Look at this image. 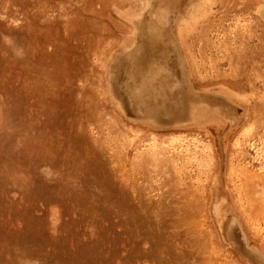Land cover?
I'll return each mask as SVG.
<instances>
[{"label":"rangeland","instance_id":"obj_1","mask_svg":"<svg viewBox=\"0 0 264 264\" xmlns=\"http://www.w3.org/2000/svg\"><path fill=\"white\" fill-rule=\"evenodd\" d=\"M251 1L197 0L195 6L202 4L203 8L198 12L197 16L194 15L193 10L188 9L186 14L190 16V21L186 25V29H182V27L180 30L175 28L180 26V24H173L174 26L172 24L162 25V28L171 29L166 35L172 40L171 44L167 45L166 42H163L160 48L153 47V50L151 45L149 48L145 47L148 50V54H146L148 57H141L140 65L158 68L160 75L157 80H161L160 85H163V83L170 85L166 87L170 88V93H174L178 86L180 88L191 87L195 91L191 99L193 101L197 100V102L200 101L199 105L209 104L210 102L209 109H213L216 102H224L232 107V111L224 115L223 127L221 128L220 126L218 131L216 128L210 132L198 129L191 130L188 127L178 128V125L160 121L157 125L155 124V128L160 129L162 132L152 136L146 128L143 132H140L135 130L136 128H129V124L141 123L145 127H151V121L143 119V114L147 110H142V108L144 105L148 108L153 106V104H158L159 109L167 110L168 105L165 103L169 99L165 100L160 92L155 94L150 89L145 92L136 90V81L130 75V68L126 67L127 56L124 55L125 58L120 60V64L126 62L123 64L122 69L124 70L125 68L121 88L126 96V101L128 100L131 106L128 110H125V113L119 108L110 107L105 99L111 98L112 90L110 87L112 85L108 82V72L106 73L100 69L99 62L100 57L105 59L109 47L118 43V38L122 37V32L125 29L120 27L119 24L121 26L126 25L129 29L128 33L131 28L132 33H130L129 37L135 38L136 23L133 19L141 22L152 15L151 8L141 9L143 0H104V4L108 5V8H105L104 4L101 1L98 2V0H0V208L3 210H0L2 212L0 213V222L2 221L0 227L4 226L0 228V246H4L0 247V264H28L29 262L30 264H68L67 256L72 251H79L82 246L93 243L96 246L98 245L99 249L103 247L102 249L105 250L102 254L103 258H105V254L107 257L111 255L114 264H121L123 258L130 259L131 264H203L204 261L200 260L210 256L211 253L225 254L226 256H222L226 259L224 260L225 263L241 264L219 242L216 235V226H214L213 219L215 220V216L213 217L212 215V209L216 202L222 200L220 186L222 175H225V179H227L229 172H234L239 168V164L246 163L244 161L247 160H254L253 164L264 174V11L261 12L260 10L264 0H253L250 8L245 3L243 4V2ZM155 3L158 4V7L161 3L164 7H168L171 5V0L155 1ZM185 3L186 0H179L174 3L173 10L168 7L166 13L168 15L167 22L171 23L174 20L175 15L183 9ZM237 6L240 7L238 8ZM243 6L245 8H241ZM117 7H120L123 16H117L119 14ZM153 12H155V7ZM87 23L90 25L87 26ZM174 23L177 24L176 21ZM232 30L236 31L232 32ZM93 39L96 40L94 41ZM97 41L98 44L95 45ZM126 42L119 45L111 54V58L109 57L108 62L105 63V66L108 63L109 71L111 68L110 64H112L111 60L117 51L124 48L126 54L133 52L134 46L128 42L126 44ZM87 45L89 47H86ZM163 47L166 49L170 47L172 54V58L165 63L162 60ZM85 48H88V50H84ZM79 51L81 53H77ZM87 51L90 52L92 59L94 53V55L98 56L95 58L97 64L92 65V63L87 62L88 67L84 64L89 60L86 55ZM83 52H85V55ZM74 58L75 60H73ZM71 60L74 64L73 62L71 63ZM162 61L163 66L159 64ZM105 66L101 65V68ZM86 69L87 71H85ZM137 78L140 79L141 76L138 74ZM96 88L102 93H98ZM209 88H213V90H208ZM218 88H221L222 91L214 90ZM102 89L103 91H101ZM174 97L177 102L182 99L178 95ZM118 100L117 102L120 104ZM171 101L173 102V99ZM97 107H101V109L99 108V110ZM217 109L216 111L219 112V108ZM185 117H189V114ZM136 118H138L137 121L140 123H137ZM250 123H253V125ZM166 130L173 131L167 132ZM262 133L263 135L260 138L259 136ZM248 138L251 139L249 140ZM111 149H114L113 151L115 152ZM109 156L112 160L110 162L113 163L112 166H110L111 163H109V166L106 165L108 164L106 161L109 162ZM115 156L118 158L116 157V159ZM104 158H108V160ZM133 158L139 161H134L136 162L134 164L132 162ZM119 161L122 163H119ZM101 163L103 164L101 165ZM118 164L121 165L117 166ZM132 164L135 165V169ZM137 164L139 166L142 165V167ZM109 167L111 171L113 170L112 172ZM118 167L122 168V170ZM138 167L141 170L136 171V169H139ZM103 168L106 169L104 170ZM145 169L149 172L145 171ZM103 171H105L106 176L101 174H104ZM124 171L130 172H126V174ZM121 173L126 175L123 174V176ZM135 173L139 178H137L138 176ZM118 174H121V176ZM199 174L201 175L200 177L198 176ZM107 175L111 179L106 178ZM149 175L153 177L151 178ZM167 175L176 179L168 181L170 177L168 176L167 178ZM179 175H181L182 180H177ZM192 175L197 178L192 177ZM156 176L157 178H154ZM114 177L120 179L122 177L124 182L120 179L116 180ZM141 177L145 179L143 180ZM164 177L166 178L164 179ZM102 180H104L103 184L101 183ZM184 180L186 181L184 182ZM134 181L139 182V185ZM179 181H181V185L176 184ZM191 181L193 185H191ZM113 182L115 184L118 182V185H116L120 187L114 186ZM128 182H134L135 184L133 183L132 185ZM171 182H173L172 185L176 186V189L173 188L174 185H170ZM124 183L126 184L124 185ZM185 183L189 186H184ZM110 185L114 186V188ZM147 186L153 187L149 189ZM259 186L262 185L258 184L255 192L250 189L251 196L249 194L247 196L251 199V197L254 198L258 195L255 200H251L256 201L253 202L255 207H259V209L256 208L255 210L259 214H263V207L259 205L261 202H263L261 205H264V194L261 192L263 187ZM178 187L182 189L177 191ZM128 188H133L132 192ZM137 188L141 189L137 190ZM184 189L190 195L193 193V196L196 194L198 196L201 194V196H199L200 198L198 196L195 198L191 195L190 198V195L187 196L186 194L188 193ZM152 190L154 191L152 192ZM195 190L199 192H195ZM125 191L130 193H125ZM170 191L171 194L169 193ZM257 191H259L258 194H256ZM177 192H180L179 194H182V196L180 195L181 197H179ZM150 193L154 194L150 196ZM172 194L173 196H169ZM122 195H124L126 200L123 199ZM184 195L188 198H185ZM228 195L234 210L237 212L238 208L235 207V203L233 204L237 200L236 194L228 193ZM144 196L145 201L144 199L143 201L149 206H145L142 201ZM177 196L182 199L176 201L177 198L174 197ZM192 197L194 199L186 203ZM167 198L169 199L167 200ZM261 198L263 200L260 202ZM184 199L186 201H183ZM11 200L13 203H11ZM195 200L196 203H199L196 204ZM8 202H10V205ZM78 202L80 205H78ZM133 202L139 203V206L136 203L133 205ZM182 203H186L188 206L182 205ZM190 203L192 206L189 205ZM5 204H8L9 207ZM198 204H200L199 208L203 207V209H200L203 212L200 216L198 206L195 207ZM142 205L147 207V209L142 207ZM177 205H181V207L178 208ZM189 206L191 208L194 206L195 209H193L196 211L194 212L193 209L190 211L191 208ZM149 207L150 209L153 208L152 211L148 210ZM261 208L262 210H260ZM6 209L9 212H6ZM65 209L68 210L65 211ZM133 209L136 213L133 212ZM23 210L25 214L20 212ZM95 210H97L96 213H94ZM172 210L173 213H171ZM148 211L149 213H147ZM192 211L194 212L193 214ZM118 212L120 213L118 214ZM126 212L129 213L128 216ZM139 212L144 213L147 217ZM253 212L255 211L253 210ZM118 216L119 218H117ZM135 216L139 217L138 219H143L146 223H149L146 219L152 220V222L154 219L155 228L159 231L160 238L151 240L145 235L142 238L141 235L135 232L131 234L128 230L130 225L128 221ZM239 216L241 218V215ZM13 217L16 219L14 220ZM103 217L105 218L104 220ZM2 223L3 226H1ZM146 225L144 227H147ZM179 225L184 226L180 227ZM186 225H189V227ZM24 226H26V229ZM176 226H179L180 229ZM21 227L24 228L22 229ZM185 227L187 228L186 231ZM44 228L49 231H45ZM7 229L9 230L7 231ZM74 230H77V232ZM160 230L162 231L160 232ZM195 230L197 233L200 230L201 232L203 231V233L200 232L203 236L206 234L211 236L206 239L207 236H199L200 234H197ZM10 232L12 233L11 235ZM99 233L102 239L98 235ZM209 233L211 234L208 235ZM122 234L124 235L123 237ZM192 234H195V236ZM8 235L11 237H8ZM13 235L15 236L13 237ZM66 238L70 239L67 240ZM149 240L151 241L148 242ZM158 240H161L160 243H158ZM202 240L206 241L205 246ZM140 241L144 247H142ZM151 242L155 244L153 245ZM200 245H203L201 247L204 248H201ZM132 247L137 248V250L134 248V253H132ZM193 248L196 249L193 250L194 252L196 251L195 253L192 251ZM205 248H207L206 251L204 250ZM31 250L32 252H30ZM114 250L119 251L116 253ZM120 250L123 251L120 252ZM125 250L127 253H125ZM202 250L205 251H203V258L200 257L203 256ZM36 253L37 255H35ZM122 255H124L123 258ZM159 255L160 258L158 257ZM8 257L10 258L8 259ZM29 258H32V261ZM136 258L138 259L134 260Z\"/></svg>","mask_w":264,"mask_h":264},{"label":"bare ground","instance_id":"obj_2","mask_svg":"<svg viewBox=\"0 0 264 264\" xmlns=\"http://www.w3.org/2000/svg\"><path fill=\"white\" fill-rule=\"evenodd\" d=\"M102 2L103 4H104V0H98V2ZM155 1H157V2H163L164 0H155ZM155 1L154 0H143V6H142V10H146L148 7L149 8H151V16H149V18L146 20H142L141 22L140 21H137V20H135V19H133V21L136 23V25H135V28H136V30H135V38H132L131 36L129 37V35H130V33H132V31H131V28H130V32L128 33V31H129V29H128V27L126 26V25H124V26H121L120 24H119V26L120 27H122L123 29H125V31L124 32H122L123 34H122V37L121 38H118L119 40H118V43H115V44H112L110 47H109V50H108V53L105 55V59H104V57H100V59H99V62H100V69L102 70V71H105L106 73L108 72V75H109V83H110V85H112L110 88H111V90H112V95H111V98L110 99H105V100H107V103H108V105L110 106V107H116V108H119V109H121L124 113H125V110H128L129 109V107L131 106V103L130 102H128V100L126 101V96L124 95V93H123V90H122V85H121V82L123 83V80H122V76H123V73H124V71H125V68H124V70H122L123 69V64H125L126 62V67H129L130 68V75L132 76V77H134V79H135V81H136V85H135V89L136 90H138L139 92H145L146 90H148V89H150V90H153V92L156 94L157 92H160L162 95L161 96H163L164 98H165V100L166 99H169V101H167L166 100V105H168V109L167 110H162V109H159L158 108V104H153V106H149L148 108H146L145 107V105H144V107L142 108V110H147V112H145L144 114H143V119H149L150 121H151V123H152V126H153V128H152V126L151 127H145V126H143L139 121H137V119L138 118H136L135 120L137 121V123H140V124H136V123H131V124H129L130 125V127L129 128H132V129H135V130H138V131H140V132H143V130H145V128L148 130V132L150 133V134H152V136H156L155 134H159V133H161L162 131L160 130V129H157V128H155L156 126H155V124L157 125V123L158 122H160V121H162V122H165V123H172V124H175L178 128H182V127H185V128H187L188 127V129H198V130H200V131H204V132H210L211 130H213V129H215L216 128V130L218 131V129L220 128V126H221V128L223 127L222 126V124H224L223 123V121H224V115L226 114V113H230L231 111H232V107L231 106H228V105H226V103H224V102H216L215 103V105H214V108L213 109H209L210 108V102H209V104H198L199 102H197V100L196 101H193L192 99H191V97L192 96H194V94H195V91L193 90V88H191V87H189V88H180L179 86H178V89H176V91L174 92V93H170L171 92V90H170V88H166V87H169L170 85H165L164 83H163V85H160L161 84V80L159 81V80H157V78H158V76L160 75V73H159V69L158 68H153L152 66H148V67H143L142 65H140V58L141 57H144V56H146V57H148L146 54H148L147 52H148V50H147V48H145V47H148L149 48V46L151 45L152 46V50H153V47H155V48H160L162 45H163V42H166L167 43V45H169V44H171L172 43V40L170 39V38H168L166 35L168 34V32H170L171 31V29L170 28H162V25H164V24H174V25H178V24H180V26H178V27H175L176 29L177 28H179V30H180V28L182 27V29H186L187 27H186V25L189 23V21H190V19H189V17L190 16H188L186 13H187V11H188V9L189 10H193V12H194V15L195 16H197V14H198V12L203 8V5L202 4H199L198 6H195V4H196V2H197V0H189V1H187L186 0V3H185V5H184V7H183V9H181L180 11H178V13L175 15V17H174V20H172L171 21V23L170 22H167V20H168V15H166V13H167V9H168V7H170V10H173L174 9V7H173V5H174V3L176 2V1H179V0H171V5L170 6H168V7H164L163 5H162V3L160 4V6L158 7V4H156L155 3ZM246 4L249 8L251 7V5L253 4V0L251 1V2H243V4ZM156 4V5H155ZM245 5V7H247ZM104 6H105V8H108V5H106V4H104ZM122 6V5H121ZM155 7V12H153V8ZM191 7H193V8H191ZM238 8L240 7V6H237ZM244 6L243 7H241V8H245ZM261 7V12H263L264 11V4L263 5H261L260 6ZM117 10H118V12H119V14H117V16H119V15H122L121 14V11H120V7H117ZM169 10V11H170ZM92 11V10H91ZM93 12V11H92ZM264 15V14H263ZM123 16V15H122ZM139 16V15H138ZM142 16V15H141ZM133 17H135V16H133ZM121 18V17H120ZM89 19V18H88ZM87 20V19H86ZM123 21V20H122ZM174 21H176V23L177 24H175L174 23ZM88 22V21H87ZM120 22H121V20H120ZM119 23V22H118ZM123 23V22H122ZM85 24H86V22H85ZM238 24V23H237ZM242 24H245V23H242ZM247 24V23H246ZM88 25H90L89 23H87V26ZM123 25V24H122ZM173 25V26H174ZM86 28V27H85ZM219 29V28H218ZM218 29H216L217 31H219ZM236 29H237V27H236ZM86 30V29H85ZM80 31H82V30H80ZM87 31V30H86ZM85 31V32H86ZM236 31V30H235ZM235 31H233L232 30V32H235ZM82 33V32H81ZM217 33H219V32H217ZM90 34V33H89ZM92 35V34H91ZM171 35V34H170ZM169 35V36H170ZM223 35V34H222ZM77 36V35H76ZM75 36V37H76ZM78 36H79V34H78ZM78 36H77V38H78ZM93 36V35H92ZM91 36V37H92ZM83 37H85V36H83ZM94 37V36H93ZM172 37H173V35H172ZM90 38V37H89ZM76 39V38H75ZM82 39V38H81ZM77 40V39H76ZM80 40V39H79ZM94 40V39H93ZM96 40V39H95ZM94 40V41H95ZM236 40V39H235ZM83 41H84V39H83ZM88 41H91V40H88ZM128 42V43H130L132 46H134V49H133V52L132 53H125V49L123 48V49H121V50H119V51H117L115 54H114V57H113V59L111 60L112 61V64H110L111 65V68H110V71L108 70V63H107V65L105 66V63L106 62H108V59H109V57L110 56H112L111 54L115 51V49L119 46V45H122V43L123 42ZM127 42H126V44H127ZM226 42V41H225ZM69 43V42H68ZM90 43V42H89ZM94 43V42H93ZM87 44V43H86ZM98 44V41H97V43L95 44V45H97ZM110 44V43H109ZM77 45H78V43H77ZM82 45H83V43H82ZM91 45H92V43H91ZM90 45V46H91ZM239 45V44H238ZM84 46V45H83ZM72 47V46H71ZM86 47H89L88 45L86 46ZM93 47V46H92ZM171 47V46H170ZM169 47V49H166L165 47H163L162 48V55H163V61H164V63L165 62H167L169 59H171L172 58V54H171V48ZM74 48V47H73ZM84 48V47H83ZM69 49V48H68ZM127 49H128V47H127ZM131 49V48H130ZM79 50V49H78ZM84 50H88V48H85ZM83 50V51H84ZM237 50V49H236ZM71 51V50H70ZM77 53H81V51H79V52H77ZM84 53V55H85V52H83ZM92 53V52H91ZM143 53V54H142ZM151 53V52H150ZM75 54V53H74ZM73 54V55H74ZM93 54V53H92ZM95 54V53H94ZM93 54V59H92V57H91V54H90V52L89 51H87V58H89V60L88 59H86V60H88V61H83V62H85L84 64H86V66H87V62H90V64L92 63V65H94V64H97V60H95V58H97L98 56L97 55H94ZM68 55V54H67ZM124 55H126L127 57H126V62L125 63H123V64H120L121 62H120V60H121V58H125V56ZM124 56V57H123ZM111 58V57H110ZM82 59V58H81ZM73 60H75V58L73 59ZM67 61V60H66ZM163 61L162 62H160L159 64L161 65V66H163ZM68 62V61H67ZM73 61L71 60V63H72ZM82 62V61H81ZM156 62V61H155ZM154 62V63H155ZM185 62H187V61H185ZM111 63V62H110ZM68 64V63H67ZM70 64V63H69ZM73 64H74V62H73ZM78 64V63H77ZM80 64V63H79ZM145 64V63H144ZM76 65V64H75ZM101 65L102 66H105L104 68H101ZM73 66V65H72ZM70 67H71V64H70ZM69 67V68H70ZM76 67V66H75ZM78 67V66H77ZM88 67V66H87ZM92 68V67H91ZM84 69H85V67H84ZM79 70V69H78ZM219 70V69H218ZM72 71V70H71ZM75 71H76V69H75ZM85 71H87V69L85 70ZM73 72V71H72ZM79 72H81V71H79ZM74 73V72H73ZM81 74V73H80ZM138 74L141 76V78L139 79V78H137V76H138ZM76 75V74H75ZM83 76V75H82ZM82 76H80V77H82ZM85 77V76H84ZM87 78H88V76H87ZM95 79V78H94ZM204 79V78H203ZM98 80V79H97ZM93 82V81H92ZM138 82V83H137ZM99 83V82H98ZM190 83V82H189ZM98 85V84H97ZM99 86V85H98ZM97 86V87H98ZM220 86H223V85H220ZM216 87H218V86H216ZM215 87V88H216ZM99 88V87H98ZM228 88V87H227ZM84 89V88H83ZM87 89V88H86ZM91 89V88H90ZM90 89H88V90H90ZM97 89V88H96ZM108 90H109V86H108ZM208 90H213V88L212 89H208ZM214 90H221V88H218V89H214ZM225 90H227V89H225ZM224 90V91H225ZM230 90V89H229ZM69 91V90H68ZM86 91V90H85ZM101 91H103V89L101 90ZM110 91V90H109ZM222 91V90H221ZM87 92V91H86ZM88 92H90V91H88ZM97 92L98 93H102V92H99L98 91V89H97ZM168 92V93H167ZM230 92V91H229ZM228 92V93H229ZM232 92V91H231ZM90 93H93V92H90ZM97 93V94H98ZM233 93V92H232ZM229 94H231V93H229ZM98 95H100V94H98ZM175 95H178L179 97H181L182 99H181V101L180 102H177L176 100H175ZM234 96V95H233ZM103 98V97H102ZM232 98H234V97H232ZM100 99V98H99ZM119 99V100H118ZM171 99H173V102L171 101ZM229 99V98H228ZM117 100L120 102V104L117 102ZM99 101H101V100H99ZM97 102V101H96ZM106 102V101H105ZM206 103H208V102H206ZM106 104V103H105ZM164 103H163V105H165ZM98 105V104H97ZM101 105V104H100ZM238 105V104H237ZM208 106V107H207ZM102 107V106H101ZM101 107H97L98 109L100 108L101 109ZM217 108H219V112H217L216 110H218ZM99 109V110H100ZM102 109H104V108H102ZM189 114V117H185L186 115H188ZM161 117H163V119H161ZM245 118H246V114H245ZM264 120V119H263ZM262 120V121H263ZM125 121V120H124ZM188 121V122H187ZM126 122V121H125ZM126 124L128 125V123L126 122ZM171 124V125H172ZM250 124H252L253 125V123H250ZM249 124V125H250ZM170 125V126H171ZM252 125H250V126H252ZM163 126H165V125H163ZM172 126H174V125H172ZM254 127V126H253ZM250 130V129H249ZM254 130V129H253ZM252 130V131H253ZM167 131V130H166ZM165 131V132H166ZM173 130H169V131H167V132H172ZM263 131H264V129H263ZM147 132V131H146ZM250 133V132H249ZM85 134H86V132H85ZM88 134V133H87ZM263 135V133L262 134H260V138H261V136ZM252 138V137H251ZM251 138H248L249 140L251 139ZM243 143V142H242ZM137 145V144H136ZM135 146V145H134ZM138 146V145H137ZM135 148V147H134ZM138 148V147H137ZM241 148V147H240ZM112 151L114 150V149H111ZM138 150H141V149H138ZM93 151H95V150H93ZM110 151V150H109ZM127 151V150H126ZM125 151V152H126ZM136 151V150H135ZM243 151V150H242ZM97 152V151H96ZM111 152V151H110ZM109 152V153H110ZM113 152H115V151H113ZM139 152H141V151H139ZM102 153V152H101ZM95 154V153H94ZM97 154H98V152H97ZM124 154V153H123ZM135 154H137V153H135ZM102 155V154H101ZM112 155H113V153H112ZM119 155V154H118ZM127 155V154H126ZM95 156H96V154H95ZM120 156H122V155H120ZM136 156H138V155H136ZM99 157V156H98ZM117 156H115V158H116ZM94 158V157H93ZM109 158H110V156H109ZM118 158V157H117ZM116 158V159H117ZM90 159V158H89ZM97 159H99V158H97ZM105 160H108V158L106 159V158H104ZM103 159V160H104ZM126 159H127V157H126ZM125 159V160H126ZM136 158H133V161L132 162H134V161H139L138 159L137 160H135ZM236 159V158H235ZM254 159H256V158H254ZM100 160V159H99ZM102 160V159H101ZM110 160H111V158L109 159V162H107L106 161V163H108V164H106L107 166H109V163H111L110 162ZM131 160V159H130ZM243 160H244V158H243ZM264 160V159H263ZM112 161V160H111ZM118 161V160H117ZM122 161V160H121ZM232 161H234L233 159H232ZM239 161V160H238ZM237 161V162H238ZM254 161V160H253ZM253 161H249V160H247V161H244V162H246V163H243V164H239V168L238 169H236L235 170V168H234V172H229V174H228V176H227V179H225V175H222L223 176V178H221L220 179V186H221V190H222V200L221 201H219V202H216L214 205H213V209H212V215H213V217L215 216V220L213 219V221H214V226H216V230H217V233H216V235L218 236V240H219V242L220 243H222L224 246H225V249H228L229 250V252H230V254H231V256H234V257H236L237 258V260H239V262L241 263V264H264V213L263 214H259L258 213V211H256L255 209L256 208H258L259 209V207L258 206H256L255 207V203H253V202H256V201H252L251 199H253V200H255V198L256 197H258V195H256V197H254V198H252L251 197V199L247 196V194H249L250 195V193L251 192H249V190L251 189V190H254V191H252V192H255L256 191V189L258 188L257 186H258V184H261L262 186H259V187H263L262 188V190H261V192H263V194H264V174L263 173H261L262 171H260V170H258V168L256 167V165L255 164H253ZM259 161V160H258ZM97 162H99V161H97ZM241 162H243V161H241ZM119 163H122V162H120L119 161ZM140 163V162H139ZM37 164V163H36ZM103 163H101V165H102ZM112 164L113 163H111V165L110 166H112ZM117 164V163H116ZM134 164H136V162H134ZM134 164H132L133 165V167L135 166ZM141 164V163H140ZM236 164H238V163H236ZM105 165V166H106ZM121 164H118L117 166H120ZM138 165V164H137ZM104 166V167H105ZM139 166V165H138ZM235 166V165H234ZM113 167H116V166H113ZM139 167H142V165L141 166H139ZM138 167V168H139ZM199 167V166H198ZM110 168V167H109ZM118 168H120V167H118ZM127 168H130V167H127ZM143 168H144V166H143ZM233 168V167H232ZM237 168V167H236ZM262 168V167H261ZM264 168V167H263ZM102 169V168H101ZM104 170L106 169V168H103ZM121 170H122V168H120ZM119 169V170H120ZM132 169V168H131ZM134 169H135V167H134ZM180 169V168H179ZM179 169H178V171H179ZM123 170H126V169H123ZM127 170H129V169H127ZM138 170H141V168H139V169H136V171H138ZM147 169H145V171H146ZM209 170V169H208ZM110 171H111V168H110ZM113 171V170H112ZM111 171V172H112ZM118 171V170H117ZM132 171V170H131ZM144 171V170H143ZM148 171V170H147ZM183 171H185V170H183ZM207 171V170H206ZM233 171V170H232ZM101 172V171H100ZM104 172V174L103 173H101L102 175H104V176H106L105 175V171H103ZM114 172H115V170H114ZM119 172V171H118ZM121 172H123V171H121ZM126 172H130V171H126ZM125 171H124V173H126ZM134 172H135V170H134ZM149 172V171H148ZM201 172H202V170H201ZM123 173V174H124ZM138 173V172H137ZM144 173V172H143ZM158 173V172H157ZM179 173V172H178ZM189 173V172H188ZM113 174V173H112ZM117 174V173H116ZM122 174V173H121ZM121 174L119 175V176H121ZM122 174V175H123ZM127 174V173H126ZM126 174H124V175H126ZM134 174V173H133ZM136 174V173H135ZM141 174V173H140ZM189 174H191V173H189ZM123 175V176H124ZM129 175V174H128ZM137 175V174H136ZM143 175V174H142ZM145 176H147L146 174H144ZM157 175V174H156ZM159 175V174H158ZM181 175H183V173H181ZM181 175H179V179L177 178V180H182V177H181ZM111 177H113L112 175H110ZM138 176V175H137ZM159 176H162V175H159ZM168 176L170 177V179L168 178ZM187 176H188V174H187ZM199 177L201 176L200 174L198 175ZM44 177V176H43ZM118 177V176H117ZM128 177V176H127ZM130 177H132V176H130ZM149 177H151L150 175H149ZM153 177V176H152ZM151 177V178H152ZM192 177H194V178H197L196 176H193L192 175ZM106 178H109L108 177V175H107V177ZM114 178H116V177H114ZM137 178H139V176L137 177ZM147 178H148V176H147ZM154 178H157V176L156 177H154ZM163 178V177H162ZM162 178H159V179H162ZM166 177H164V179H165ZM167 178H168V181L169 180H171L172 179V181H173V179H176V178H171V176L170 175H167ZM188 178V177H187ZM109 179H111V178H109ZM117 179H120V178H116V180ZM130 179H132V178H130ZM141 179H145V178H143V177H141ZM140 179V180H141ZM189 179V178H188ZM199 180L200 179H202V178H198ZM197 179V180H198ZM216 179V178H215ZM115 180V179H114ZM113 180V181H114ZM120 180H122V177H121V179ZM124 180H126L125 178H124ZM139 180V179H138ZM151 181H154V180H152V179H150ZM157 180V179H156ZM163 180V179H162ZM161 180V181H162ZM198 180V181H199ZM203 180V179H202ZM123 181V180H122ZM121 181V182H122ZM130 181V180H129ZM137 181V180H136ZM136 181H134L136 184H138ZM168 181H164V182H168ZM176 181V180H175ZM186 180H184V182H185ZM193 181V180H192ZM191 181V182H192ZM194 181H195V179H194ZM216 181V180H215ZM103 182H104V180H102V184H103ZM110 182V181H109ZM116 182V181H115ZM119 182V181H118ZM117 182V183H118ZM124 182V181H123ZM123 182H122V184H123ZM127 182V181H126ZM133 182V183H134ZM141 182H142V180H141ZM157 182V181H156ZM177 182V181H176ZM184 182H182V183H184ZM190 182V181H189ZM188 182V183H189ZM206 182V181H205ZM72 183V182H71ZM88 183H89V181H88ZM114 183V182H113ZM116 183V184H117ZM120 183V182H119ZM129 183V182H128ZM127 183V184H128ZM133 183H129V184H132L133 185ZM134 183V184H135ZM145 183V182H144ZM159 183H161L160 181H159ZM172 183L173 182H171L170 183V185L171 186H173L172 185ZM181 183V181H179V183H176L177 185H181L180 184ZM199 183V182H198ZM213 183H215V182H213ZM47 184H51V183H47ZM56 184H57V182H56ZM115 184V183H114ZM114 185V186H117V185ZM126 183H124V185H125ZM146 184V183H145ZM149 184V183H148ZM154 184H156L155 182H154ZM167 184H169V183H167ZM60 185V184H59ZM62 185V184H61ZM76 185V184H75ZM95 185V184H94ZM139 185V184H138ZM141 185V184H140ZM152 185V184H151ZM151 185H148V186H151ZM157 185V184H156ZM155 185V186H156ZM160 185V184H159ZM185 185H187L186 183L184 184V186ZM191 185H193V182H192V184ZM52 186H54L53 184H52ZM110 186H112V185H110ZM114 186H112L113 188H114ZM123 186V185H122ZM130 186V185H129ZM128 186V187H129ZM141 186H144L143 184L141 185ZM147 186V187H148ZM161 186H162V184H161ZM187 186H189V185H187ZM213 186V185H212ZM211 186V187H212ZM62 187H64V186H62ZM102 187V186H101ZM118 187V186H117ZM116 187V188H117ZM120 187V186H119ZM118 187V188H119ZM134 187V186H133ZM153 187V186H152ZM152 187H148L149 189H152ZM157 187V186H156ZM155 187V188H156ZM164 187H165V183H164ZM182 187V186H181ZM192 187V186H191ZM112 188V189H113ZM143 188V187H142ZM168 188V187H167ZM170 188V187H169ZM173 188H175L176 189V186L174 185L173 186ZM185 188V187H184ZM190 188V187H189ZM199 188H201V187H199ZM198 188V189H199ZM213 188V187H212ZM215 188V187H214ZM55 189H56V187H55ZM98 189V188H97ZM122 189L123 190H125L123 187H122ZM133 189V188H132ZM131 188H128V190H132ZM135 189V188H134ZM139 189H141V188H139ZM138 188H137V190H139ZM154 189V188H153ZM156 189H158V188H156ZM155 189V190H156ZM170 189H172V188H170ZM182 188H179L178 187V189H177V191H180ZM186 189V188H185ZM184 189V190H185ZM260 189V188H259ZM11 190V189H10ZM47 190V189H46ZM110 190V189H109ZM108 190V191H109ZM121 190V189H120ZM119 190V191H120ZM159 190H161V189H159ZM164 190V189H163ZM173 190V189H172ZM171 190V191H172ZM202 190H204L203 188H202ZM214 190V189H213ZM250 190V191H251ZM67 191V190H66ZM127 191V190H126ZM125 191V193H130V192H126ZM141 191V190H140ZM143 191H144V189H143ZM142 191V192H143ZM149 191V190H148ZM148 191H146V192H148ZM154 190H152V192H153ZM168 191H169V189H168ZM171 191L169 192L170 194H171ZM185 191H187V190H185ZM196 191H198V190H195V192ZM216 191V190H215ZM121 192V191H120ZM132 192V191H131ZM133 192H136V191H133ZM157 192V191H156ZM191 193H192V191H190ZM194 192V193H195ZM199 192V191H198ZM201 192V191H200ZM211 192V191H210ZM4 193V192H3ZM7 193V192H6ZM107 193H109V192H107ZM158 193V192H157ZM168 193V192H167ZM168 193V194H169ZM178 193V192H177ZM177 193H176V195H177ZM180 193V192H179ZM178 193V194H179ZM181 193H183V194H185L184 192H181ZM187 193H188V191H187ZM204 193V192H203ZM213 193H215V192H213ZM228 193L230 194V193H232V194H236V196H237V200H236V202H233V204L235 205V207L236 208H238V211L236 212L235 210H234V208H233V206H232V204H231V201H230V198H229V195H228ZM259 193V191H257V193L256 194H258ZM101 194V193H100ZM102 194H104V193H102ZM121 194H122V192H121ZM128 194H127V196H128ZM132 194V193H131ZM144 194H145V192H144ZM151 194V193H150ZM154 194V193H153ZM153 194H151L150 196H152ZM159 194V193H158ZM165 194V193H164ZM174 194V193H173ZM173 194L172 195H169V196H173ZM193 194V193H192ZM191 194V195H192ZM261 194V193H260ZM4 195V194H3ZM106 195V194H105ZM135 195V194H134ZM148 195V194H147ZM182 196V194H179V197H181ZM187 196L188 195H190V193H188V194H186ZM191 195H190V198H191ZM194 195V194H193ZM192 195V196H193ZM254 195V194H253ZM262 195V194H261ZM260 195V196H261ZM8 196H10L9 194H8ZM23 196V195H22ZM109 196H110V194H109ZM126 196V197H127ZM138 196V195H137ZM157 196V195H156ZM160 196V195H159ZM185 196V195H184ZM183 196V197H184ZM187 196H185V198H188ZM196 196H198L197 194L195 195V196H193V197H195L196 198ZM199 196H201V194L199 195ZM198 196V197H199ZM251 196V195H250ZM255 196V195H254ZM264 196V195H263ZM122 197H123V199H125L126 200V198H124V195H122ZM129 198H130V196H128ZM132 197V196H131ZM141 197V196H140ZM147 197V196H146ZM161 197V196H160ZM178 196L177 197H174V198H177V200L176 201H178V199H182V198H179ZM192 197V199H188V201H186L185 199L183 200V201H186V203H188L189 201L191 202V200H193L194 198ZM197 197V198H198ZM203 197V196H202ZM9 198V197H8ZM14 198V197H13ZM23 198V197H22ZM66 198V197H65ZM153 199H154V197H152ZM170 198V197H169ZM169 198H167V200L169 199ZM173 198V199H174ZM200 198V197H199ZM134 199H135V197H134ZM137 199H138V197H137ZM136 199V200H137ZM143 199H144V201H145V196L142 198V201H143ZM160 199V198H159ZM202 199V198H201ZM200 199V200H201ZM15 200V199H14ZM23 200V199H22ZM56 200V199H55ZM139 200H141V199H139ZM138 200V201H139ZM158 200V199H157ZM197 200V199H196ZM196 200L194 201L195 203H196ZM263 199L261 198V200H260V202L262 201ZM1 201V200H0ZM10 201V200H9ZM17 201V200H16ZM41 202H42V200H40ZM81 201V200H80ZM128 201H130V200H128ZM137 201V202H138ZM143 201V202H144ZM154 201V200H153ZM182 201V200H181ZM182 201V202H183ZM203 201H204V199H203ZM216 201V200H215ZM258 201V200H257ZM264 201V200H263ZM18 202V201H17ZM23 202V201H22ZM56 202V201H55ZM55 202H54V204H55ZM97 202V201H96ZM147 202V201H146ZM168 202V201H167ZM201 203H204V202H202V201H200ZM259 202V203H260ZM2 203V202H1ZM9 203V205H10V202H8ZM11 203H13V201L11 200ZM136 203V202H135ZM134 202H133V205L135 204ZM145 203V202H144ZM149 203V202H148ZM158 203V202H157ZM181 203V202H180ZM186 203L184 204V203H182V205L184 204V205H186ZM197 203H199V202H197ZM196 203V204H197ZM200 203V204H201ZM21 204V203H20ZM122 204V203H121ZM151 204V203H150ZM154 204H155V201H154ZM200 204H198V205H196L195 207H197L198 206V211L200 212L199 213V216H200V214L201 213H203L202 212V210L200 211V209H203V207L201 208H199V205ZM258 204V203H257ZM261 204H263V202H261L260 203V205L259 206H261V207H263V210H262V208L260 209V210H262V212H264V205H261ZM1 205V204H0ZM5 205H7L8 206V204H5ZM50 205H51V202H50ZM55 205H57V204H55ZM78 205H80L79 204V202H78ZM111 205V204H110ZM136 205L137 206H139V203H136ZM189 205H191V203L189 204ZM202 205V204H201ZM12 206H13V204H12ZM60 206V205H59ZM70 206V205H69ZM113 206V205H112ZM145 206H149V205H146V203H145ZM144 205H142V207H145ZM169 206H171V205H169ZM178 206V205H177ZM186 206H188V205H186ZM192 206V205H191ZM203 206H204V204H203ZM6 207V206H5ZM9 207V206H8ZM7 207V208H8ZM22 207V206H21ZM26 207V206H25ZM46 207V206H45ZM51 207H52V205H51ZM87 207V206H86ZM134 207V206H133ZM179 207H181V205H179L178 206V208ZM183 207V206H182ZM190 207V206H189ZM3 208V207H2ZM29 208V207H28ZM34 208V207H33ZM63 208H64V206H63ZM146 209H147V207H145ZM159 208V207H158ZM177 208V209H178ZM184 209H187L186 207H183ZM191 208V207H190ZM194 208V206L190 209V211L192 210ZM14 209H15V207H14ZM19 209V208H18ZM27 209V208H26ZM37 209V208H36ZM117 209V208H116ZM142 209V208H141ZM140 209V210H141ZM150 209V207L148 208V210ZM153 209V208H152ZM152 209H150L151 211H152ZM173 209V208H172ZM195 209V208H194ZM193 209V211L195 212L196 210H194ZM0 210H2L1 208H0ZM28 210V209H27ZM49 210H50V208H49ZM66 210H68V209H65V211ZM72 210V209H71ZM118 210V209H117ZM181 210V209H180ZM253 210L255 211V212H253ZM260 210H259V212H260ZM3 211V210H2ZM5 211V210H4ZM8 210L6 209V212H7ZM26 211V210H25ZM47 211V210H46ZM77 211V210H76ZM96 211L97 210H95V212L94 213H96ZM144 211H146V210H144ZM169 211V210H168ZM179 211V210H178ZM188 211V210H187ZM192 211V214L194 213ZM211 211V210H210ZM9 212V211H8ZM12 212V211H11ZM14 212H16V211H14ZM14 212H13V214H14ZM20 212H24V210L23 211H20ZM133 212L134 213H136L135 211H134V209H133ZM137 212H138V209H137ZM181 212V211H180ZM179 212V213H180ZM184 212V211H183ZM0 213H2V212H0ZM44 213V212H43ZM120 212H118V214H119ZM127 213V212H126ZM125 213V214H126ZM140 213V212H139ZM147 213H149V211L147 212ZM171 213H173V210H172V212ZM185 213V212H184ZM210 213V212H209ZM255 213V214H254ZM12 214V213H11ZM24 214H25V212H24ZM50 214V213H49ZM128 214L129 213H127L126 215L128 216ZM133 214V213H132ZM141 215L143 214L144 215V213H140ZM4 215H6V214H4ZM15 215V214H14ZM23 215V214H22ZM27 215H28V213H27ZM36 215V214H35ZM39 215V214H38ZM37 215V216H38ZM43 215V214H42ZM136 216H137V214H135ZM168 215V214H167ZM175 215V214H174ZM180 215V214H179ZM185 215V214H184ZM239 215H241V218H240V216ZM256 217H255V216ZM8 216V215H7ZM10 216V215H9ZM49 216V215H48ZM52 216V215H51ZM79 216V215H78ZM87 216V215H86ZM96 216V215H95ZM94 216V217H95ZM116 216V215H115ZM126 216V218H128ZM131 216V215H130ZM132 216H134V215H132ZM131 217L130 219H129V221H128V224H130L129 225V232L132 234L133 232H135V233H137V234H139V235H141V237L142 236H147V238H150L151 240L153 239V238H160V233H159V231L158 230H156V226H155V224H154V219H153V222H152V220H147L146 219V221L147 222H149V223H146L143 219H138L139 217ZM145 216V215H144ZM151 216V215H150ZM154 216V215H153ZM177 216V215H176ZM182 216H183V213H182ZM181 216V217H182ZM192 216V215H191ZM211 216V215H210ZM81 217V216H80ZM121 217V216H120ZM124 217V216H123ZM142 217V216H141ZM145 217H147V215L145 216ZM145 217H143L144 219H145ZM178 217V216H177ZM194 217V216H193ZM202 217V216H201ZM5 218H6V216H5ZM14 218V217H13ZM27 218V217H26ZM29 218V217H28ZM45 219H46V217H44ZM117 218H119V216L117 217ZM116 218V219H117ZM149 218V217H148ZM152 218V217H151ZM183 218V217H182ZM212 218V217H211ZM16 218H14V220H15ZM18 219V218H17ZM20 219V218H19ZM25 219V218H24ZM70 219V218H69ZM80 219V218H79ZM94 219V218H93ZM105 218L103 217V220H104ZM124 219H125V217H124ZM150 219V218H149ZM194 219H196V217H194ZM198 219H199V217H198ZM201 219V218H200ZM14 220H12V222H14ZM22 220V219H21ZM47 220V219H46ZM95 220V219H94ZM174 220V219H173ZM177 220H179V219H177ZM186 220V219H185ZM5 221V220H4ZM18 221V220H17ZM16 221V222H17ZM28 221H29V219H28ZM43 221V220H42ZM115 221V220H114ZM169 221V220H168ZM205 221H207V220H205ZM2 222V221H1ZM0 222V223H1ZM6 222V221H5ZM47 222V221H46ZM49 222V221H48ZM74 222V221H73ZM81 222V221H80ZM116 222H117V220H116ZM119 222V221H118ZM123 222V221H122ZM178 222H180V221H178ZM183 223H185L184 221H182ZM94 223V222H93ZM105 223V222H104ZM156 223V222H155ZM6 224V223H5ZM17 224H18V222H17ZM117 224V223H116ZM121 224V223H120ZM124 224V223H123ZM145 224H147L146 226L147 227H144V225ZM159 224V223H158ZM161 224V223H160ZM11 225V224H10ZM22 225H24V224H22ZM46 225V224H45ZM63 225H64V222H63ZM97 225V224H96ZM167 225V224H166ZM180 225H181V223H180ZM179 225V226H180ZM185 225V224H184ZM184 225H182V226H184ZM190 225V224H189ZM189 225H186V226H188L189 227ZM192 225V224H191ZM1 226H3V223H2V225ZM79 226V225H78ZM98 226V225H97ZM126 226H128V225H126ZM167 226H169V225H167ZM166 226V227H167ZM176 226V227H178L179 229H180V227H182V226ZM202 226V225H201ZM4 227V226H3ZM3 227H0V228H3ZM11 227V226H10ZM25 227V229H26V226H24ZM23 227V228H24ZM32 227V226H31ZM30 227V228H31ZM60 227H61V225H60ZM119 227V226H118ZM193 227H194V225H193ZM9 228V227H8ZM22 228V227H21ZM22 228V229H23ZM29 228V229H30ZM81 228V227H80ZM98 228V227H97ZM186 228V227H185ZM201 228V227H200ZM205 228V227H204ZM6 229V228H5ZM10 229V228H9ZM9 229H7V231L9 230ZM28 229V230H29ZM35 229H36V227H35ZM45 229V228H44ZM72 229H73V227H72ZM79 229V228H78ZM124 229V228H123ZM122 229V231H124ZM157 229H159L158 227H157ZM1 230V229H0ZM4 230V229H3ZM18 230H20V229H18ZM38 230V229H37ZM46 230H48V229H45V231ZM121 230V229H120ZM175 230V229H174ZM183 230H184V228H183ZM187 230V228L185 229V231ZM6 231V230H5ZM11 231V230H10ZM49 231V230H48ZM75 231V230H74ZM73 231V233H75V232H77V230L74 232ZM81 231V230H80ZM87 231H89V230H87ZM162 230H160V232H161ZM189 231V230H188ZM193 231V230H192ZM196 231V230H195ZM209 231V230H208ZM17 232V231H16ZM15 232V233H16ZM26 232V231H25ZM42 232V231H41ZM61 232H62V230H61ZM98 232H99V230H98ZM119 232H121V231H119ZM173 232V231H172ZM177 232V231H176ZM200 232H201V230H200ZM200 232H198L197 233V231H196V233L197 234H200L199 236H202V237H205V236H207V234L206 233H208V232H206L205 234V236H203L201 233H203V231L200 233ZM47 233H49V232H47ZM72 233V234H73ZM101 233H102V231H101ZM135 233H134V235H135ZM178 233H179V230H178ZM187 233V232H186ZM185 233V234H186ZM194 233V232H193ZM5 234V233H4ZM9 234V233H8ZM12 233L10 232V235H11ZM14 234V233H13ZM37 234V233H36ZM114 234V233H113ZM211 233H209L208 235H210ZM6 235V234H5ZM41 235V234H40ZM39 235V236H40ZM67 235V234H66ZM99 236L101 235L100 233L98 234ZM118 235H120V234H118ZM180 235V234H179ZM192 235H194L195 236V234H192ZM192 235H190L191 237H192ZM15 235H13V237H14ZM18 236H19V234H18ZM25 236V235H24ZM27 236V235H26ZM48 236V235H47ZM51 236V235H50ZM65 236V235H64ZM84 236H86V235H84ZM124 235L122 234V237H123ZM211 236V235H210ZM210 236H207L206 237V239H208ZM8 237H11V236H9L8 235ZM8 237H6V238H8ZM73 237V236H72ZM102 236H100V238H101ZM120 237V236H119ZM121 237V238H122ZM130 237V236H129ZM133 237H135V236H133ZM133 237H132V240H133ZM164 237H166V236H164ZM202 237H200V238H202ZM0 238H1V236H0ZM58 238H60V237H58ZM57 238V239H58ZM80 238V237H79ZM131 238V237H130ZM135 238H138V237H135ZM143 238V237H142ZM145 239H147L146 237H144ZM199 238V237H198ZM198 238H196V239H198ZM18 239V238H17ZM21 239H22V237H21ZM67 239V238H66ZM68 239H70V238H68ZM67 239V240H68ZM73 239V238H72ZM89 239V238H88ZM102 239V238H101ZM139 239V238H138ZM137 239V240H138ZM211 239V238H210ZM14 240V239H13ZM54 240H56V239H54ZM85 240H86V238H85ZM89 240H91V239H89ZM122 240V239H121ZM123 240H124V238H123ZM126 240V239H125ZM130 241H132L131 239H129ZM136 240V239H135ZM151 240H149L148 242H150ZM164 240V239H163ZM189 240V239H188ZM204 240V239H203ZM202 240V241H203ZM10 241V240H9ZM11 241H12V239H11ZM44 241V240H43ZM47 241H48V239H47ZM94 241V240H93ZM127 241H128V239H127ZM129 241V242H130ZM143 241V240H142ZM145 241V240H144ZM160 241L161 240H158V243H160ZM201 241V242H202ZM18 242V241H17ZM39 242V241H38ZM44 242H46V241H44ZM54 242V241H53ZM100 242V241H99ZM194 242V241H193ZM192 242V243H193ZM200 242V243H201ZM205 242L206 241H203V245L205 246ZM1 243V242H0ZM9 243V242H8ZM20 243V242H19ZM43 243V242H42ZM73 243V242H72ZM104 243H105V241H104ZM115 243V242H114ZM120 243V242H119ZM139 243V242H138ZM137 243V245H139ZM152 244H153V242H151ZM196 243V242H195ZM3 244V243H2ZM47 244H49V242H47ZM55 244V243H54ZM54 244H52V245H54ZM57 244V243H56ZM59 244V243H58ZM63 244V243H62ZM140 244H141V241H140ZM152 244H150V245H152ZM155 244V243H154ZM153 244V245H154ZM177 244V243H176ZM199 244V243H198ZM119 245V244H118ZM123 245V244H122ZM132 245H133V243H132ZM142 245V244H141ZM140 245V246H141ZM149 245V246H150ZM191 245H193V244H191ZM203 245H200V247L201 246H203ZM221 245V244H220ZM2 246V245H1ZM0 246V247H1ZM44 246H45V243H44ZM71 246V245H70ZM73 246V245H72ZM95 246V247H94ZM114 246H115V244H114ZM130 246H131V244H130ZM140 246H139V249H140ZM148 246V247H149ZM159 246V245H158ZM186 247H187V245H185ZM197 246V245H196ZM195 246V248H197ZM211 246H212V243H211ZM2 247H4V246H2ZM121 247V246H120ZM119 247V248H120ZM137 247V246H136ZM136 247H134V248H136ZM142 247H144L143 245H142ZM153 247V246H152ZM151 247V248H152ZM155 247V246H154ZM157 247V246H156ZM175 247V246H174ZM189 247V246H188ZM191 247V246H190ZM208 247V246H207ZM218 247V246H217ZM260 248V250H259V248ZM49 248V247H48ZM53 248V247H52ZM73 248V247H72ZM103 247H101V249H99L98 248V245L96 246V245H94V243L93 244H87V245H84V246H82V248L78 251H75V252H73L72 250H70V251H72L68 256H67V262H68V264H114L113 263V260L111 259V255H110V257H107V256H105L104 255V257L105 258H103V253H104V251L105 250H103L102 249ZM112 248V247H111ZM115 248V247H114ZM133 248V247H132ZM134 248H133V250H132V253H134ZM181 248H184V247H181ZM195 248H193L192 249V251L195 249ZM201 248H204V247H201ZM212 248V247H211ZM214 248V247H213ZM1 249V248H0ZM3 249V248H2ZM43 249H45V248H43ZM116 249H118V247H116ZM124 249V248H123ZM128 249V248H127ZM153 249V248H152ZM157 249V248H156ZM156 249H154V250H156ZM206 249L207 248H205L204 250L206 251ZM74 250V249H73ZM130 250V249H129ZM136 250H137V248H136ZM141 250V249H140ZM189 250H191L190 248H189ZM196 250V249H195ZM198 250H200L199 248H198ZM204 250H202V254L205 252ZM215 250V249H214ZM18 251H21V250H18ZM49 251H51V250H49ZM65 251V250H64ZM69 251V250H68ZM115 251V250H114ZM113 251V252H114ZM119 250H116L115 252L117 253ZM123 251V250H122ZM121 250H120V252H122ZM128 251V250H127ZM153 251V250H152ZM204 251V252H203ZM209 251V250H208ZM30 252H32V250L30 251ZM61 252H62V250H61ZM119 252V253H120ZM129 252V251H128ZM143 252V251H142ZM190 252V251H189ZM194 252V251H193ZM196 252V251H195ZM194 252V253H195ZM200 252V251H199ZM210 252H211V250H210ZM212 252H214V251H212ZM15 254H16V252H14ZM38 253V252H37ZM37 253L35 254V255H37ZM43 253V252H42ZM46 253V252H45ZM63 253H65V252H63ZM107 253H108V251H107ZM118 253V254H119ZM124 253V252H123ZM125 253H127L126 252V250H125ZM148 253V252H147ZM149 253H151L150 251H149ZM148 253V254H149ZM152 253H155V252H152ZM9 254V253H8ZM39 254H41V253H39ZM38 254V255H39ZM156 254V253H155ZM157 254H158V252H157ZM173 254V253H172ZM193 254V253H192ZM18 255V254H17ZM35 255H34V257H35ZM61 255V254H60ZM126 255H128V254H126ZM129 255H130V253H129ZM142 255V254H141ZM184 255V254H183ZM190 255V254H189ZM226 256L225 254H223V253H218V254H213V253H211L210 254V256H208V257H205L203 260H200V261H204V263L203 264H231V262H224V260H226V259H224V257H222V256ZM20 256V255H19ZM23 256H25V254H23ZM47 256V255H46ZM64 256H66V255H64ZM123 256L124 255H122V258H123ZM144 256V255H143ZM142 256V257H143ZM22 257V256H21ZM30 257H32V256H30ZM34 257H32L33 259H35ZM42 257V256H41ZM112 257H113V255H112ZM140 258H141V256H139ZM138 257V258H139ZM155 257V256H154ZM159 258H160V255L158 256ZM180 257V256H179ZM200 257H204V254H203V256H200ZM10 257H8V259H9ZM17 258H18V256H17ZM23 258V257H22ZM32 258H29V259H31V261H32ZM39 258V257H38ZM47 258V257H46ZM45 258V259H46ZM118 258H120V257H118ZM121 258V259H122ZM134 258V257H133ZM132 258V259H133ZM138 258H136V259H134V260H137ZM173 258V257H172ZM193 258V257H192ZM41 259V258H40ZM124 259L125 258H123V260L121 261V264H131V260L130 259H125V261H124ZM144 259V258H143ZM148 259H150V258H148ZM22 260V259H21ZM43 260V259H42ZM114 260H115V258H114ZM133 260V261H134ZM6 261V260H5ZM29 261V260H28ZM187 261V260H186ZM26 262H27V259H26ZM195 262V261H194ZM39 263H41V262H39ZM136 263H137V261H136ZM199 263V262H198ZM234 263V262H233ZM28 264H30V262L28 263ZM117 264V263H116ZM135 264V263H134Z\"/></svg>","mask_w":264,"mask_h":264}]
</instances>
